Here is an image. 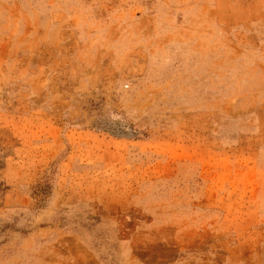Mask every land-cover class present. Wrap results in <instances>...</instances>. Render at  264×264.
Wrapping results in <instances>:
<instances>
[{
    "label": "rangeland",
    "instance_id": "rangeland-1",
    "mask_svg": "<svg viewBox=\"0 0 264 264\" xmlns=\"http://www.w3.org/2000/svg\"><path fill=\"white\" fill-rule=\"evenodd\" d=\"M0 264H264V0H0Z\"/></svg>",
    "mask_w": 264,
    "mask_h": 264
}]
</instances>
